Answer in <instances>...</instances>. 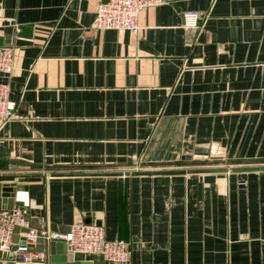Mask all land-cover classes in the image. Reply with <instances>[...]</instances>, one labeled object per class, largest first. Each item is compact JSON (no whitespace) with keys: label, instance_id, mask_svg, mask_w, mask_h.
Instances as JSON below:
<instances>
[{"label":"crops","instance_id":"1","mask_svg":"<svg viewBox=\"0 0 264 264\" xmlns=\"http://www.w3.org/2000/svg\"><path fill=\"white\" fill-rule=\"evenodd\" d=\"M99 3L0 0L19 116L0 124V210L100 225L127 264H264V0H163L135 35L96 30ZM38 241L32 264L73 259Z\"/></svg>","mask_w":264,"mask_h":264},{"label":"built area","instance_id":"2","mask_svg":"<svg viewBox=\"0 0 264 264\" xmlns=\"http://www.w3.org/2000/svg\"><path fill=\"white\" fill-rule=\"evenodd\" d=\"M163 0H109L95 7L94 28L99 31L117 30L137 34L139 27L137 19L146 8L156 7ZM199 24L197 12L183 13V27L196 29ZM14 48L0 46V124L4 125L19 120L15 112V102L12 93L1 82L7 79L13 70ZM28 229V233L16 234L14 230ZM14 235L24 238V245L14 244ZM38 240H62L70 253L97 255L104 261L113 264H127L130 256V246L122 240H108L102 226L82 222L74 223L65 234L48 233L44 229H32L22 210L14 207L10 210H0V253L10 254L13 258L32 264L44 262L43 251H36ZM16 247V248H14ZM32 248V250H29Z\"/></svg>","mask_w":264,"mask_h":264},{"label":"water","instance_id":"3","mask_svg":"<svg viewBox=\"0 0 264 264\" xmlns=\"http://www.w3.org/2000/svg\"><path fill=\"white\" fill-rule=\"evenodd\" d=\"M108 1L109 0H101V3L104 4V3L108 2ZM1 82L6 84V78L3 79ZM4 187L5 186H3V187L0 186V198H1L2 203H5V201H6V197L3 195L4 194L3 192H6V191L3 190ZM10 209H12V207L5 208V209H2V210H10ZM14 232L16 234H18V233L26 234V233H28V229H18V228H16L14 230ZM12 242L14 244L17 243L19 245H24V238H22V237L20 238V237H18V235H14L13 238H12ZM14 248H16V247H14ZM29 250H32V248H30ZM35 250L36 251H43V249L40 248L39 246H36ZM67 259L68 258L65 256V257L61 258L60 260H61L62 264H84L85 256L83 254H81V253H75L74 256H73V259L71 261H68Z\"/></svg>","mask_w":264,"mask_h":264}]
</instances>
